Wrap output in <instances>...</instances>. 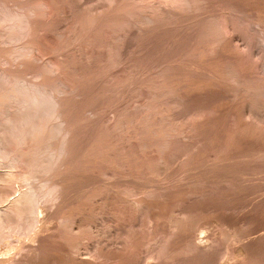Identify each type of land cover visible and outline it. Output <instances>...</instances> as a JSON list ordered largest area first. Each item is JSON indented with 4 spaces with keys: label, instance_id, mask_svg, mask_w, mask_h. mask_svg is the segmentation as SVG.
Returning <instances> with one entry per match:
<instances>
[{
    "label": "rangeland",
    "instance_id": "374dc122",
    "mask_svg": "<svg viewBox=\"0 0 264 264\" xmlns=\"http://www.w3.org/2000/svg\"><path fill=\"white\" fill-rule=\"evenodd\" d=\"M48 1L51 12L33 16L39 24L32 38L44 49L38 52L39 60L55 57L61 68L81 83L85 95L80 105L93 103L99 108L96 119L91 118L96 123L89 127L84 122L82 127L83 160L75 170L85 176L77 187L112 185L118 198L149 205L136 213H123L117 203L105 205L101 195L92 202L84 201L86 212L81 224L85 234L79 238V256L91 262L93 252L118 254L124 245L139 256L150 254L168 238L178 218L184 229L177 231V239L174 236L175 246L193 241L214 251L207 263L200 259L192 264H264V151L247 156L234 132V126L245 121L243 110L248 111L256 98L264 102V25L247 26L251 15L264 13L252 10L251 4L257 8L264 0H236L238 7L248 9L242 17L227 7L232 1L235 4L234 0H203L202 9L172 7L168 0H115L123 8L121 14L133 7L137 10L132 23L118 31L119 38L113 37L110 27L96 22L101 13L111 9L109 0ZM144 15L151 21H144ZM211 17L212 23L219 24L221 36L216 29L206 31ZM14 44H2L0 50ZM111 59L118 61L111 64ZM17 65L18 60H14L0 64V68L15 69ZM25 76L33 78L28 71ZM113 84L115 89L108 90ZM146 113L150 114V144L143 148L142 118ZM119 117L124 123L115 134L109 128ZM163 141L166 146L160 149ZM5 165L1 163V171L7 169ZM93 206L103 209L92 211ZM48 208H39V217ZM78 222L70 227L77 229ZM48 223L53 225V221ZM48 223H40L44 234L55 230H48ZM56 239L47 241L54 244ZM60 244L64 246L59 253L62 256L67 249L66 244ZM138 255L126 253L116 260L103 257L94 264H138ZM192 256H166L160 264H184L183 258ZM151 260L146 259L145 264Z\"/></svg>",
    "mask_w": 264,
    "mask_h": 264
},
{
    "label": "bare ground",
    "instance_id": "6f19581e",
    "mask_svg": "<svg viewBox=\"0 0 264 264\" xmlns=\"http://www.w3.org/2000/svg\"><path fill=\"white\" fill-rule=\"evenodd\" d=\"M114 1L115 0H109L110 4H112L111 9L109 7V11H107L106 13L104 12V15L102 16V13H99L100 16L97 17L96 22L98 21L101 26L107 25L108 27H110L112 33H114L115 35L113 37L119 38L118 31L132 23V18L136 15L137 10H135L133 7L123 10L121 14L119 12L122 11L123 8L118 7V5ZM168 1L171 3L170 6L172 7H174V5H179L180 7L186 9L192 8L194 6L201 8V3L203 4V0ZM234 1L236 2V0ZM167 4L169 3L167 2ZM236 4L238 3L236 2L234 4L232 1L228 3L227 7L232 13H237L238 17H242V14H244L248 9L245 10L242 7L243 5L241 6L239 4L241 7H238V5ZM253 5L256 6L255 4H251L252 10H259L260 12H264V5H260V7L257 6V8ZM247 6L249 7V5ZM214 11L216 12L215 9ZM50 12L51 9L48 0H26L25 3H18V1L9 3L7 0H0V49L2 48V44L15 43L10 48H4V51L0 50V64L2 65V63L6 64L9 61L18 60V65L15 69L10 68V70L8 68H0V165L1 163L8 164L5 165L7 166L6 170H0V264H94L96 262L98 263L99 260H101L103 257L108 260L107 257L110 256V260H116L123 259V255H125L126 253L138 255L139 253H137V251H135L134 249L129 252L126 245L119 248L118 254H101L99 251L93 252L91 254V262H89L90 258L88 261L83 257H80L78 254L79 252L77 246L79 245V238L82 237L81 235L82 233H84L83 226L81 224V217L86 212L84 201L92 202L95 196L101 195V199L103 200V203L105 205L117 203L118 206H122L120 211L123 213H127L128 211L136 213L137 211L147 209L149 205L145 201L136 203L122 197L118 198L117 190L112 185L99 188H95L93 186L88 189L77 187L78 185H81V182H79L80 178L85 176L75 170V168H79V166H81L83 160H81L80 154L81 140L83 136L82 127L86 126L84 122H86L89 127L90 123H96L92 120L96 119L95 116H97L99 108L96 107L93 103L80 105V101L85 95L81 83H79L76 78L71 77L65 70V68H61L58 60L55 57L51 56V58H49V60L47 61L39 60L40 58L38 56V52H42L44 49L39 44L40 42L32 38L34 37V30L39 24L33 19V16L37 14H49ZM211 13H214L213 10L211 11ZM255 13L256 16L251 15V17L248 19L247 26H253L255 28L259 26L262 27L264 25V13H258L259 16H257V12ZM145 15L142 17L144 21H151V17ZM211 19L212 17L209 19L210 21L206 25V31L208 32L215 29L217 30L219 28V24H215L217 21H213L212 23ZM245 19L247 20V18ZM210 22L211 25L209 24ZM218 30L217 33L221 36L222 33ZM212 37L213 36H211V38ZM215 38H217V36ZM262 39H264V37ZM116 59H111L110 63L114 64L116 61H118ZM26 71L32 73L33 78L31 80H28L25 76ZM114 87L115 85L113 84L110 85L107 89L114 90ZM255 100L253 102V106H249V101L244 100L248 102L246 103L249 107L248 111L244 112L243 110L245 121H242L234 126V132L237 135V139L241 143L239 144L243 147L242 149L245 150V154L247 156H249L251 153H263L264 151V102L257 101V98ZM79 105L82 107H80ZM250 105H252L251 102ZM256 107H258L259 109L254 111ZM149 116L150 114L146 113L142 118V126L145 130L144 139L141 142L143 148H147L148 144H150L148 143V138L150 136ZM92 117L94 118L91 120ZM123 123L124 121L119 117L113 124L111 123L112 125H110L109 130L112 133L116 134L120 130V127L121 125H123ZM130 127H132V124ZM130 130L132 133V129ZM112 133L110 134L112 135ZM88 138H90V134ZM238 140L236 143H238ZM217 144L219 145V143ZM165 146L166 142L164 141L159 144L160 149H163ZM111 153L109 152V154ZM244 156L243 158L245 159ZM248 165H250V161ZM2 167L4 168V164H2ZM16 182L21 183L19 185H16ZM250 185L251 184H249V186ZM125 192L128 191L125 190ZM45 201H51L52 205L54 204L55 207L54 205L50 207L45 203ZM43 206H48L49 208L44 216L39 217V208H42ZM101 208L103 209V207L98 206L94 208L93 206L91 210L99 211ZM102 211L101 214H103ZM41 221L43 222V224H45L46 222L48 223L49 221H53L52 226H50L49 223L47 224L49 225L47 229L49 230L51 228H55V230H51L50 232L48 231L49 233H45V235L39 229L40 226L43 225L40 224ZM75 221H79V226L77 227V229L70 227L71 223H74ZM181 221V219L177 218V220L172 223V228L168 233V238L158 248H156V251H153L147 255H138V264H145V261L148 258H152V260L150 261L151 264H160L162 263L161 258L163 257L167 256L174 258L175 256H186L190 254L193 255L191 258H183L184 264H192L195 260L197 261L200 259H202L203 261H208V259L210 260L214 251L211 252L210 250H205L193 241H186L187 243H183L182 246L174 245L173 239L174 236L177 239V231L179 229H181V231L184 229ZM87 231L88 230H86V232ZM47 238H57L56 243H49L47 241ZM31 240L33 241V243L30 242ZM60 243L66 244L67 249L65 254L62 256L59 255V253H63L62 250H64V246L62 247ZM50 251H54L57 253L50 256Z\"/></svg>",
    "mask_w": 264,
    "mask_h": 264
}]
</instances>
